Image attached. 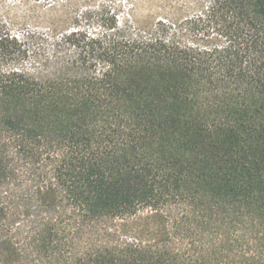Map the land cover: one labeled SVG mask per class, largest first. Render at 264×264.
Returning <instances> with one entry per match:
<instances>
[{"label":"trees","instance_id":"16d2710c","mask_svg":"<svg viewBox=\"0 0 264 264\" xmlns=\"http://www.w3.org/2000/svg\"><path fill=\"white\" fill-rule=\"evenodd\" d=\"M192 1L0 21V264H264V0ZM144 210L155 236L112 228Z\"/></svg>","mask_w":264,"mask_h":264},{"label":"rangeland","instance_id":"374dc122","mask_svg":"<svg viewBox=\"0 0 264 264\" xmlns=\"http://www.w3.org/2000/svg\"><path fill=\"white\" fill-rule=\"evenodd\" d=\"M192 0H55L42 4L34 0L0 1V21L10 24L13 32L22 28L38 31L100 28L96 18L115 16L136 26H147L158 18H174L189 14ZM99 24V22H98ZM152 212L117 219L112 226L124 238H151L157 230Z\"/></svg>","mask_w":264,"mask_h":264}]
</instances>
